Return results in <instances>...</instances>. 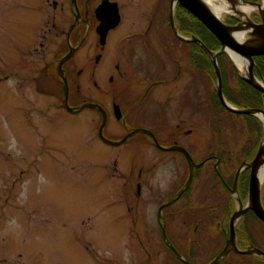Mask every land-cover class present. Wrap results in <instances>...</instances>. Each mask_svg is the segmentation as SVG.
I'll use <instances>...</instances> for the list:
<instances>
[{
  "label": "rangeland",
  "instance_id": "1",
  "mask_svg": "<svg viewBox=\"0 0 264 264\" xmlns=\"http://www.w3.org/2000/svg\"><path fill=\"white\" fill-rule=\"evenodd\" d=\"M117 1L129 14L124 19L120 33L146 27L150 4L154 8L160 7L159 16L164 15L163 7L167 5V0H133L135 10H132L128 1ZM8 12L10 7L4 0H0V59L2 60L7 46V26L10 23ZM165 12L164 17H167L168 12L166 10ZM230 17L235 16L225 14L222 16V21L227 23ZM250 19L259 24L263 16L255 12L250 15ZM148 29L158 28L157 25L152 26L149 22ZM136 54L139 56V62L135 61L134 64L137 72L141 73V70L148 72L149 66L143 61L152 58L153 54L149 52ZM174 54L183 63L178 62L179 66L182 64V72L178 75L177 66L172 60L164 62L167 68L166 75L178 76L166 90V96H170L169 103L171 106L174 105V109L183 103L184 110L181 116L172 114L169 123L166 124L171 125V128L181 123L182 128L190 131L186 135V140L195 158L199 159L206 155L226 157L219 168L222 170L223 166L228 165L229 169H236L238 163L246 162L250 153L248 151L258 144L262 130L255 121L237 118L221 109H218L219 113L212 112V98L215 97L218 84L216 74L207 70L204 62L202 70L193 65L194 48L191 56L189 51L182 53V50H176ZM199 61L201 62L200 59ZM0 66L3 69L2 63ZM121 67L126 75H132L131 69L126 63L123 64V61ZM228 67L226 78L231 85L237 87L239 85L237 74L231 66ZM255 68L256 65L254 72ZM121 96L122 94L117 95L118 102L123 100ZM92 97L95 98V95ZM175 97L179 99L178 102L175 101ZM198 98L201 103L198 102ZM45 101L47 100L44 98V104ZM86 114L90 113L86 112ZM12 117L13 114L8 106L6 84H1L0 253L22 254L33 264L42 260L54 262L56 259L81 257L88 259L97 257L100 259L97 261L101 264H182V259L172 250L170 251L160 231L163 224L160 215L168 220L164 212L160 215L158 212L166 196L164 192H155L153 195L155 186L160 190L164 189L167 179L172 177V173L169 172L170 165L166 166L165 163L173 162L171 158L174 155H170V159L163 158L162 153L152 145L137 148L134 152H127L130 149L128 147L115 149L101 142L77 145L75 140L78 135L67 133V126L62 127L57 123L42 126L50 142L56 144L51 153H48L51 149L47 148V151H42L37 159L35 156L39 148L37 142L29 147L35 136L34 129L30 126L13 127ZM214 117L219 118L220 121V127L217 126L216 129L213 125ZM261 123L263 136L259 146L264 139V123ZM27 138H30L29 144L23 141ZM195 139L198 140L197 145L194 143ZM47 145L48 143L42 147ZM96 150L103 151L106 157L99 156ZM229 153L233 156L228 157L231 162L227 164ZM148 159H153L156 166V173L152 179V192L143 190L140 196L126 194L122 189V180L107 178L103 174L104 171L107 173L114 171L115 167L117 171L121 168L130 170L132 165H135L134 171L137 173L140 163ZM115 160L119 161L116 166ZM32 161H38L41 169L36 164L29 166L31 172L15 183L13 178L20 177L21 172ZM101 162L106 164V169H101ZM46 171L49 174H46ZM198 173L193 193L189 191L184 197L188 203L186 209L180 214L179 209L176 210L177 204L165 211V213L168 210L172 211L169 229L177 248H185L187 251L196 247L193 250L197 253L196 259H192L194 264H202L206 260H210L211 263L216 259V255H219L215 248L213 250L211 248L218 236L215 215L220 217V220L223 218L221 221L224 224L227 214L226 210L220 212L213 206L218 203L226 204L229 198L222 188L223 185L220 184L214 159L209 160ZM232 178L233 176L227 180L230 182ZM8 187H14V191L9 192L14 196L6 205L4 192ZM261 194L264 195V182L261 184ZM231 198L235 205H238L237 195L233 194ZM183 203L184 201L180 205ZM79 220L85 222H78ZM244 220L249 222L256 239L259 235H264V231L255 223L256 219H240L237 225L241 226ZM171 239L174 241L172 237ZM223 242V239L218 241L221 246ZM251 259L235 256L229 264H263ZM228 262L226 260L223 264Z\"/></svg>",
  "mask_w": 264,
  "mask_h": 264
},
{
  "label": "flooded vegetation",
  "instance_id": "2",
  "mask_svg": "<svg viewBox=\"0 0 264 264\" xmlns=\"http://www.w3.org/2000/svg\"><path fill=\"white\" fill-rule=\"evenodd\" d=\"M4 1L10 7V12H8L10 23L7 26L8 38L4 59H0V63L3 64V69L0 66V85L6 84L8 106L13 114V127L30 126L34 129L35 136L32 135L31 143L29 144L30 138L23 141L29 144V147L37 142V147H39L35 153L37 159L42 151H47V148L51 149L48 151L51 153L56 143L50 142V138L42 126L60 123L62 127L67 126V133L78 135L75 140L77 145L101 142L115 149L128 147L130 149L127 152H134L137 148L152 145L159 153H162L163 158L170 159V155H174L171 158L173 162L165 163L166 166L170 165L169 172L172 173V177L167 179L164 189L160 190L155 186L153 195L155 192H164L166 196L158 211L159 215L164 212V215L168 216L167 220L166 217L163 219L160 215V221H163L160 231L163 233V228H165L166 239L169 242L168 244L166 241V244L169 245L170 251L174 252L173 249H175L179 253L182 264H192L189 259H196L197 253L193 251L196 247L187 251L185 248H177L169 229V218L172 211L168 210L167 213L165 211L177 204L176 210L179 209L180 214L186 209L188 203L187 200H184V194L187 191L193 193L194 183L199 176L198 171L209 160H216L217 157L206 155L199 159L195 158L192 154L193 150L189 148L186 140V135L190 131L182 128L181 123L171 128V125L166 124L169 123L172 114L181 116L184 106L182 103L174 109V105L171 106L169 103L170 96H166V90L178 76L177 74L167 76L164 62L172 60L177 66L179 75L182 72L183 63L177 59L174 53L176 50H182V53L189 51V56H191L192 44H198L182 39H189V37L183 35L177 28L174 14L176 9L173 10L172 0H167V5L163 7L164 15L165 10L168 12L167 17L159 16L160 7L154 8L150 4L146 27L129 30L125 33L120 32L128 13L119 1L107 0L117 4L119 22L106 32L104 38L99 32V27L102 26V31H105L111 20L109 18L112 15V18L114 17L112 10L109 12L110 15L106 12L108 16L101 13L105 23L99 19L97 9L105 0ZM125 1H128L132 10H135L133 0ZM246 2L264 5V0H261L260 3ZM172 17L176 30L172 25ZM256 19L259 20V18ZM149 22L152 23V26L157 25L158 29H148ZM137 52L153 54L152 58L143 61L149 66L148 72L143 70L141 73L137 72L134 65L135 61L139 62ZM67 56L69 58L61 64V61ZM121 61L129 66L132 75L128 76L124 73ZM179 61L182 63L180 66L178 65ZM118 94H122L123 99L119 102L116 100ZM92 95H95V98ZM44 98L47 100L45 104ZM175 98V101L178 102L179 99ZM65 99L68 106L73 108L72 111L63 106ZM199 99L197 100L201 103ZM124 102L125 104H123ZM85 104H95L97 107H83ZM86 112L90 114H86ZM151 134L161 147L184 148L195 164L194 177L190 186L162 211L161 206L173 200L187 184L190 168L184 153L180 150L166 151L158 148ZM47 143V146L42 147ZM194 143L197 145L198 140L195 139ZM191 144L193 143L191 142ZM96 152L99 156L106 157L103 151L96 150ZM51 160L54 162L53 158ZM247 161H241L236 169L223 166L222 170L218 166L219 159L215 163L220 184L223 185L222 188L229 197L226 204L218 203L213 206L220 212L226 210L227 214L224 224L221 221L223 218L220 220V217L215 215L218 236L211 248L212 250L215 248L219 255L227 247L228 242L231 244V218L239 209L241 210V207L245 208L249 201L250 169L244 168L239 173L237 186H234L238 170L244 163H250ZM118 163L119 161L115 160V166ZM33 164L40 167L38 161H32L21 172L20 177L13 178L15 183L31 172L29 166L32 167ZM100 165L102 170L107 168L106 164ZM134 168L135 165H132L130 170L121 168L120 171H117L115 167L114 171H111L112 173L104 171L103 174L107 178L122 180V189L126 194L140 196L143 190L152 192V179L156 173L153 159L140 163L137 173ZM40 172L42 173L41 170ZM46 174L49 172L46 171ZM232 176L230 183L227 179ZM10 191H14V187L5 189L6 205L14 196V194L13 196L9 194ZM233 194L237 195L238 205H235L231 198ZM182 201L184 203L180 205ZM261 201L264 206V195L262 196V194ZM251 212L254 213L248 211L240 219H246L248 215H251ZM240 219L235 222L232 248L222 260H228L229 264L235 256L243 259L254 257L258 259L251 260L264 264V258L256 254L244 253L256 249L264 252V235H259V238L256 239L247 220L241 222V226L237 225ZM258 220L255 223L264 231V222L259 218ZM78 222L85 221L79 220ZM221 239L224 241L222 246L218 243ZM174 254L176 255L175 252ZM218 256L216 255L215 258ZM97 260L100 259L81 257L56 259L54 262L42 260L36 264H101ZM0 264L33 263L22 254L0 253Z\"/></svg>",
  "mask_w": 264,
  "mask_h": 264
},
{
  "label": "water",
  "instance_id": "3",
  "mask_svg": "<svg viewBox=\"0 0 264 264\" xmlns=\"http://www.w3.org/2000/svg\"><path fill=\"white\" fill-rule=\"evenodd\" d=\"M176 2H177V5L178 4L181 5L189 13H191L196 19H198L222 44V49L220 51L214 53V52L210 51L203 44V42L201 40H199L195 37H192L190 39L182 38L183 40H185L187 42L198 43L206 51V53L209 55V57L211 58L213 65L216 69L217 78H218L217 94H218V97H219L221 103L223 104V106L228 111H230L232 113L253 116V117L258 118L261 122L264 123L263 119L257 115L258 113H261V114H263V117H264V110L263 109H257V108H255V109H246V108L241 109V108H237V107L233 106L232 104H230L227 101V99L225 98L224 93H223L222 75H221V72H220V69L218 66V62H217V56L223 52H226L230 56L231 60L233 61L229 50H232V51L248 58L250 63H251L248 77H244L243 75H241L238 68L237 67L236 68L239 72V75L244 79V81H246L248 84H250L256 90L261 92L264 96V88L255 83L256 75L254 72V67H255L254 57L264 56V19L259 24L254 23V22L251 23V26L254 28L252 31V34L258 36L259 43L257 45H248V44H243V43L239 42L237 39H235L229 33V28H234L241 23V19L239 17L234 15L237 19L240 20V23L236 24L234 26H231V25H228L227 23H224L219 18L215 17L200 0H176ZM257 5H261V4H257ZM112 10L114 13V17L112 18V16H113L112 15L109 18L111 20L109 21V26L107 27V29L105 31H102V26L99 27V32L103 35V38L105 37L106 32L109 29L113 28L114 26H116L118 24V22H119L118 8H117V4H113V3H110L109 1L105 0L97 9V15H98L99 19L103 20V21L105 19H103L101 17V13L106 14V12H107L109 14V12H111ZM108 14H106V15L108 16ZM172 14H173V10H172ZM104 23H105V21H104ZM172 25H173L174 30H176V26L174 24L173 17H172ZM68 58H69V56L64 58L61 61V64L64 63ZM63 106H65L66 108H68L71 111L73 110V108H70L68 106L67 100L65 101ZM83 107H92L93 108V107H97V105L85 104V105H83ZM103 125H105V124H103ZM151 135H152L153 139L155 140V144L158 148L166 150V151L180 150L182 153H184L188 159L189 168H190V176H189L187 184L184 186V188L179 192V194L171 202L162 206V208H161V211H162L164 207L173 203L190 186V184L193 180V177H194V169H195L194 166H195V164H194L190 154L184 148H180L177 146L170 147V148L161 147L158 144L156 138L153 136V134H151ZM117 144H119V143H117ZM263 156H264V151L262 149V144H260L259 149H258L254 159L250 163H244L241 166V168L238 170L235 185H234L235 187L237 186L239 173L244 168L250 169L251 174H250V184H249V201H248V204L246 205L245 208L241 207V214L238 215V212H236L233 215V217L231 218V221H230L231 235H232L231 244H230V242H228V245L224 249V251L210 264H218L224 258V256L227 254V252H229L231 250V248H232L231 245H232V243H234L233 241H234V235H235V233H234L235 222L238 219H240L242 217V215H244L248 211H253L255 213V215L262 222H264V206H263L262 201H261V183L259 181L258 176L256 175V172H255V166L259 164V162L262 160ZM163 234H164L165 239H166L165 228H163ZM168 244H169V242H168ZM173 250L176 253V255L181 259V256L179 255V253L175 249H173ZM236 250L239 251L238 249H236ZM244 253H247V254L252 253V254H256V255L264 258V252L259 250V249H256L253 251H247Z\"/></svg>",
  "mask_w": 264,
  "mask_h": 264
},
{
  "label": "trees",
  "instance_id": "4",
  "mask_svg": "<svg viewBox=\"0 0 264 264\" xmlns=\"http://www.w3.org/2000/svg\"><path fill=\"white\" fill-rule=\"evenodd\" d=\"M245 1H254V2L260 3L261 0H245ZM175 20H176L177 28L180 30V32L183 35H185L187 37H195V38L201 40L203 42V44L210 51H212L214 53H216L222 49L221 42L198 19H196L191 13H189L181 5L177 6V10L175 12ZM237 23H239V20L235 17H230L227 20V24H229V25H233V24L235 25ZM192 46L194 48L193 65L196 68L200 67V69L202 70V65L204 62L205 68H207V70H210V72H212L214 75L216 74V76H217L216 69L213 65V62H212L211 58L209 57V55L206 53V51L198 44H192ZM199 59L201 60V62L199 61ZM254 61H255V65H256V68H255L256 76L260 77V79L261 78L264 79V56L254 57ZM217 62H218L219 68H220L221 73H222L223 93H224V96L227 99V101L229 103L235 105L236 107L241 108V109H244V108H246V109H255V108L264 109V96H263V94L261 92H259L258 90H256L254 87H252L246 81H244V79L242 77L239 76L237 68L233 65L232 60L230 59L229 55L226 52L220 53L217 56ZM228 66H231L234 73L237 74V78H238L237 81L239 84L237 87L236 86L234 87L233 85H231L229 79L227 80V78H226V70H227V68H229ZM214 96L215 97L212 98V105H211V109L213 107L212 112L215 111L216 113H219L218 109H221L225 112H229L230 114L236 116L237 118H244V119H247L248 121H250V120L255 121V123L258 124L259 129L262 130V135L260 133V139H259L258 144L251 151H248V153L249 152L250 153L248 155L247 160H249V161L253 160L258 149H259V143H260L261 137L263 136L262 123L256 117L249 116V115L235 114V113L228 111L223 106V104L221 103V101L218 97V94H217V90H216V93L214 94ZM213 125H214L215 129L217 128V126L220 127L219 118L214 117ZM230 156H233V155L231 153H229L227 155V164L231 162L230 161L231 159L228 158ZM222 158L217 157V159H219V161H220L218 163V166L221 165V163L225 160L226 157H224L223 159ZM217 159L215 160V163L217 162ZM235 161H238V160L235 159ZM239 164L240 163H238L237 166H239ZM188 193H189V191H187L183 197H185ZM250 214L251 215H248V217H246V219L249 220L250 218H253V219H256L257 221H259L258 218L254 215V213L251 212ZM189 261L192 264H194L192 262V259H189ZM225 261L226 260L224 259L218 264H223ZM209 263H210V260H206L202 264H209Z\"/></svg>",
  "mask_w": 264,
  "mask_h": 264
},
{
  "label": "bare ground",
  "instance_id": "5",
  "mask_svg": "<svg viewBox=\"0 0 264 264\" xmlns=\"http://www.w3.org/2000/svg\"><path fill=\"white\" fill-rule=\"evenodd\" d=\"M209 11L222 21V16L225 14L235 15L241 19V23L234 28H229V33L235 39L243 44L257 45L259 43L258 36L252 34L253 27L251 26L250 15L252 13H259L264 19V5H257L255 3L245 2L244 0H200ZM176 0L172 1L173 10L176 9ZM234 64L238 68L241 75L244 77L249 76V70L251 63L248 58L229 50ZM255 83L264 88V81L255 77ZM263 119V114H257ZM262 149L264 151V139L262 142ZM256 175L259 178L260 183L264 182V156L258 165L255 166ZM241 214V210H238V215ZM233 245V244H232Z\"/></svg>",
  "mask_w": 264,
  "mask_h": 264
}]
</instances>
